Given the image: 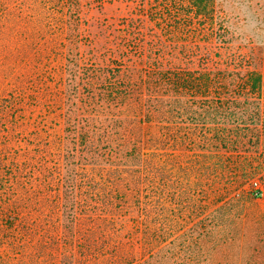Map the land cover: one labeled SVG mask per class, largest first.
Masks as SVG:
<instances>
[{
  "label": "rangeland",
  "instance_id": "obj_1",
  "mask_svg": "<svg viewBox=\"0 0 264 264\" xmlns=\"http://www.w3.org/2000/svg\"><path fill=\"white\" fill-rule=\"evenodd\" d=\"M145 28L155 29L156 36L164 40L171 32L167 39L185 46L188 53L179 59L193 71L237 66L240 74L234 73L227 81L239 87L247 79L251 84L252 77L247 76L252 72L264 78V0H0L1 264L57 263L59 232L67 226V219H57L55 212V181L64 148L61 103L69 49L72 57L83 54V63L101 64L102 59L96 57L98 47L149 43L150 38L139 37ZM133 34L137 35L132 38ZM155 40L160 38L151 41ZM195 75L198 85L201 74ZM259 98V125L248 124L247 131L240 133L229 127L231 139L237 135L247 142H264V86ZM149 131L159 137V250L165 251L168 242L206 218L224 193L240 202L233 209L235 218H263L264 166L257 167L259 150L209 155L207 162L216 163L204 173L189 170V161L183 160L184 171L174 157L167 164L164 138L159 135L165 132L163 126ZM258 191L261 196L256 199ZM10 212L13 219L8 225L4 220ZM235 222L225 232L249 231L248 226L241 229ZM142 228L140 217L131 213L112 219L103 233L109 238L117 229L112 241L123 240L132 258L138 259L144 254ZM33 251H40V261L29 259ZM93 262L86 258L79 264Z\"/></svg>",
  "mask_w": 264,
  "mask_h": 264
},
{
  "label": "trees",
  "instance_id": "obj_2",
  "mask_svg": "<svg viewBox=\"0 0 264 264\" xmlns=\"http://www.w3.org/2000/svg\"><path fill=\"white\" fill-rule=\"evenodd\" d=\"M154 30L145 28L139 34L150 38L149 43L98 47L101 64L83 63V54L72 57L69 49L61 103L64 148L55 181V212L57 219H67V226L59 232L56 264H79L86 258L94 259L93 264H264V216L250 221L235 218L233 209L240 202L228 193L218 196L219 205L197 220L190 232L168 242L165 251L157 248L159 137L150 133V127L163 126L165 132L159 135L164 138L167 164L174 157L182 170L183 160L189 161V170L204 173L216 163L207 162L209 155L253 149L260 151L257 167L264 166V142H247L237 135L233 140L229 131L231 127L240 133L248 124L259 125L256 112L264 78L252 72L247 76L252 77L251 84L247 79L239 87L227 81L240 74L237 66L193 71L179 59L188 53L185 46L168 40L171 32L164 40ZM155 37L160 40L152 42ZM260 196L259 191L254 194L256 199ZM131 213L143 222L144 254L138 259L132 258L122 238L112 241L117 229L109 238L103 233L112 219ZM12 219L10 212L4 223L10 225ZM234 221L249 231L225 232ZM38 254L33 251L29 259L40 261ZM3 261L0 256V264Z\"/></svg>",
  "mask_w": 264,
  "mask_h": 264
}]
</instances>
